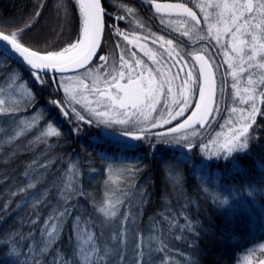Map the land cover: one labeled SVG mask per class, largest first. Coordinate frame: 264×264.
Returning <instances> with one entry per match:
<instances>
[{
    "label": "snow or ice",
    "instance_id": "snow-or-ice-1",
    "mask_svg": "<svg viewBox=\"0 0 264 264\" xmlns=\"http://www.w3.org/2000/svg\"><path fill=\"white\" fill-rule=\"evenodd\" d=\"M142 3L168 29L167 35L153 32L133 7L121 3L112 13L102 0H72L78 14V33L67 44L25 40L41 16L45 0H38L33 14L19 26L0 22V56L5 58L0 63L15 56L31 78L29 82L22 72L10 69L6 87L0 86V117L8 118L4 124L10 122L9 127L0 124V140L13 145L35 130L34 142L51 150L50 141L63 135L51 116L55 109L59 117L72 124L73 131L78 132L81 124L118 131L113 141L120 149L146 146L154 154L159 144L174 142L187 150L182 153L187 161V153L199 146L205 159L236 168L250 158L253 142L260 143L257 116H264L259 106L264 105V0ZM55 8L57 16L68 19L66 0H57ZM122 21H127L129 28H121ZM108 29L118 38L114 52L99 54ZM49 88L45 105L40 106L37 90ZM29 107L34 113L29 119H21L19 112ZM176 120L180 122L168 132L180 134L171 141L162 139L165 133L152 131ZM101 158L107 160V154ZM259 162L264 170V158ZM56 163L51 157L33 159L22 174L23 181L9 190L0 205V219L12 209L13 202L15 209L29 210L28 220L23 222L28 231L13 230L0 242L3 264H174L172 241L184 240L196 256L201 232L212 231L211 226L205 229L199 221L193 222L187 211L189 202L177 210L169 201L145 232L137 225L139 212L130 206L137 196L141 204L145 202L146 189L136 188L129 199L124 187L110 188L98 202L84 190L78 162L69 161L53 172ZM164 163L174 190L180 191L181 173L170 161ZM140 170H119L122 182L135 188L132 178ZM114 171L109 162L106 184L112 181ZM204 191L209 192L218 215L226 221L253 199H260L264 208V179L242 181L240 189L227 195L210 191L206 185ZM18 196L19 201L15 199ZM84 199L92 212L82 206ZM126 204L129 210L122 213L120 209ZM260 219L264 226V216ZM258 247L264 253V243ZM255 251L249 249L244 260L250 261ZM186 264L198 262L188 258ZM257 264H264V255Z\"/></svg>",
    "mask_w": 264,
    "mask_h": 264
},
{
    "label": "trees",
    "instance_id": "trees-1",
    "mask_svg": "<svg viewBox=\"0 0 264 264\" xmlns=\"http://www.w3.org/2000/svg\"><path fill=\"white\" fill-rule=\"evenodd\" d=\"M102 1L109 11L107 0ZM37 2L38 0H0V22L8 24L10 27L21 25L25 18L33 14L34 5ZM69 2L70 16L65 20L63 16L56 14L57 0H45L41 16L34 22L33 28L27 33L25 40L30 43L37 39L48 40L54 46L74 41L78 33V14L72 5V0ZM107 22L109 21L107 20ZM4 59L3 56H0V61ZM10 69L22 72L24 79L30 82L31 78L28 76L27 70L12 59H7L6 62L0 63V78H2L0 85L7 84ZM50 91L51 88L37 90L40 106L45 105ZM260 107L261 111H264V105H260ZM51 116L59 124L63 135L50 143L56 141L61 143L60 150H63L66 162H78L83 174L81 177L83 188L90 197L98 202L103 201L107 190L106 183L102 182L101 174L109 162L113 166L139 167L141 170L136 173V179H132L136 187H130L129 199H132L131 193H135L136 188L146 189L148 193L143 204L137 196L130 206L133 212H139L137 225L141 230L145 232L149 230L151 220L160 218V213L169 206V201L171 202L170 206L177 210L185 202H189L187 211L193 222L199 221L205 229L211 226L212 231L201 232L196 256H193V249L184 240L172 241L170 246L174 248L172 252L174 264H186L188 258L196 259L198 264H237L240 256L248 249L264 243V226H261L260 219L261 216H264V208H262L260 199H253L250 203L245 202L242 207L236 210L234 217L226 221L224 217L218 215L219 210L213 203L209 192L204 191L206 185L210 191L216 190L227 195L230 190L240 189L242 181L247 182L251 179L258 182L264 179V170L261 169L259 162L261 158H264V116H257L259 125L257 134L260 143L256 145L255 141L253 142L250 158L243 159L239 168L226 167L224 162L219 164L212 162L210 169L200 165L202 159L198 153L199 146L187 153L190 157L187 161L182 154L168 148L169 144H159L158 150L154 154L147 147L131 150L117 148L112 143L102 146L92 139L94 135L100 134L96 127L81 124V128L84 129H80L78 135L76 131L72 130L71 124L58 116L55 109H52ZM159 131L165 133L162 139L172 140L173 135H169L168 130ZM33 135L21 138L13 145L7 143L0 145V205H3L8 197L9 190L23 181L22 174L27 165L33 159L42 161V158L38 159L34 153L35 149L39 148H29V141L34 138ZM207 138L204 137L205 141ZM196 142L199 145V138H196ZM103 153L107 154V160L101 158ZM165 161H170L172 165L179 164L176 169L182 175L180 191L174 190L171 178L165 169ZM60 162L64 161H57L52 168L53 172L61 169V166L63 167V164L66 163L59 164ZM238 172H247L249 175L240 176L237 175ZM218 180L219 182H217ZM122 185H124L123 182ZM15 199L19 201L21 197L18 196ZM81 204L87 207L89 212L93 211L87 199L82 200ZM128 210V205L125 209L121 208L122 213ZM28 213L27 208L15 209L13 202L12 209L4 214L3 219H0V242L13 230L28 231L23 223L28 220ZM44 213H47V209L44 210ZM21 249H23V244H21ZM4 259V256L0 255V264H3Z\"/></svg>",
    "mask_w": 264,
    "mask_h": 264
},
{
    "label": "rangeland",
    "instance_id": "rangeland-1",
    "mask_svg": "<svg viewBox=\"0 0 264 264\" xmlns=\"http://www.w3.org/2000/svg\"><path fill=\"white\" fill-rule=\"evenodd\" d=\"M66 2L69 4V6H70V2H69V0H66ZM70 16V15H69ZM69 19V18H68ZM149 46H151L150 44H149ZM145 59H147V58H145ZM150 63V62H149ZM225 67H226V65H225ZM231 82V78H229V83ZM17 83H19V81H17ZM6 85L7 84H1L0 86H3V87H6ZM232 91V89L229 87L228 88V92L230 93ZM60 96L62 97L63 96V92L61 91V93H60ZM237 103H238V100H237ZM230 104H231V99H230V97H229V106H230ZM241 107H245V105H240ZM260 106V105H259ZM77 107H79V106H77ZM223 107V106H222ZM34 111H35V109L34 108H32V107H29L26 111L25 110H21L20 112H19V117L21 118V119H29L30 117H31V115L34 113ZM47 114V113H46ZM236 115H239V114H236ZM6 120H8V118L7 117H0V124H3L5 127H9L10 126V122H9V124H4V121H6ZM179 122V120H176V121H173L172 122V124H169V125H165L163 128H158V129H152V131L153 132H156V131H159V130H163V129H169L170 128V126H172L173 124H176V123H178ZM223 121H221V123H222ZM72 125V124H71ZM92 126H94V127H96L97 128V130H99L100 131V134L99 135H96L97 136V138L100 140V141H102V142H104V143H108V144H111V143H113L114 145H116L115 144V142L113 141V137H118V135H119V133H118V131H116V130H114V129H107V128H104L103 126H99V127H97L96 125H92ZM73 127V126H72ZM93 127V128H94ZM173 127V126H172ZM80 129L81 130H83L82 128H81V126H80ZM213 129H215V130H219L218 129V127H217V125H213ZM201 131H204V130H201ZM211 131V130H210ZM34 132H35V130H33V133H30V134H28V135H26V136H24V137H27V136H29V135H32V134H34ZM189 132H190V130H189ZM78 135H79V133L78 132H76ZM214 134V133H213ZM177 135H179V133L177 134ZM96 136H93V137H96ZM205 136L206 137H208L207 136V134H205ZM24 137H21V138H24ZM32 137H34V135L32 136ZM20 138V139H21ZM154 138V137H153ZM92 139H94V138H92ZM122 139H124V138H122ZM54 140V139H53ZM52 141V140H51ZM3 143H5V142H3L2 140H0V145H2ZM128 143H133V144H139L140 142H136V141H128ZM29 144H30V149H35V148H39V149H35V154L38 156L37 158L38 159H41L42 158V161L43 160H45V159H47V158H49V157H51L52 159H55V160H57V161H64V162H66V158H65V154H64V152H63V150L61 149L60 150V148H61V143H59V141H56L55 143H53V142H51V144H52V148H51V150L48 148V146L47 145H45V144H43V143H39V142H34V138L31 140V141H29ZM7 145V144H6ZM178 145V144H177ZM146 147V146H145ZM128 149H131V148H128ZM133 149H138V148H133ZM161 149H164V148H161ZM200 155V157H201V159H202V163L200 164V165H202L203 167H206V168H208V169H210V165H212V162L213 163H216L215 161H209V160H207V159H205V157L201 154V152L199 151L198 152ZM200 159V158H199ZM64 162H60L59 164H62V163H64ZM194 162H197V161H194ZM65 164H66V166H67V164H68V162H66V163H64L63 164V167H66L65 166ZM179 165V164H178ZM178 165H173V167L174 168H176V167H178ZM108 166V165H107ZM107 166L105 167V168H103V170H102V174H101V176H102V182L103 183H106V181L108 180V176H107V173H106V169H107ZM62 166H61V168H63ZM113 168L115 169V170H117V171H114V173H113V177H112V181L111 182H109V183H107L106 185H105V187H106V190L108 191L110 188L112 189V190H115V189H117V188H119V187H123L124 185V188L125 189H127L128 191H130V186L129 185H127V184H124V185H122V180H121V172L119 171V170H121V169H124V168H126L125 166H116V165H114L113 166ZM128 168V167H127ZM129 168H131V167H129ZM89 176H91L92 174H88ZM125 175H127V174H125ZM136 175V174H135ZM132 179H136L135 178V176H134V178H132ZM133 183V182H132ZM120 185V186H119ZM119 186V187H118ZM117 194L119 195V192H117ZM136 201H137V199H136ZM126 206H127V204H126ZM126 206L123 208L122 207V209H125L126 208ZM120 211H121V209H120ZM252 248H255L256 249V251H255V255H253V256H251V259H250V261H245L244 260V256L245 255H248L249 253H248V250L245 252V253H243L241 256H240V258H239V261L237 262V264H257V261H258V259L261 257V255H264V253H261L260 252V250H259V247H252ZM252 248H250V249H252Z\"/></svg>",
    "mask_w": 264,
    "mask_h": 264
},
{
    "label": "flooded vegetation",
    "instance_id": "flooded-vegetation-1",
    "mask_svg": "<svg viewBox=\"0 0 264 264\" xmlns=\"http://www.w3.org/2000/svg\"><path fill=\"white\" fill-rule=\"evenodd\" d=\"M157 2L169 3V2H175V0H157ZM107 3L109 5L108 6L109 12H112V13H115L117 11L118 5L121 3L127 4L131 7H133L134 9H136L137 17L141 21H143L145 24H147L153 32H157V33L163 34V35L168 34V29H166L164 25L160 24L159 19L154 17L153 11H149L148 6L143 5L142 0H107ZM189 6L193 7L194 5L190 3ZM194 10L198 11V9H195V8H194ZM106 20L109 21L108 23H111L110 18L106 17ZM134 26L135 25L133 24V27ZM120 27L127 29V28H129V23L127 21H122V22H120ZM110 32H111L110 29L106 30L105 39H104V43H103L100 54H110V53L114 52L115 42L118 38L110 35ZM173 35H176V33H173ZM183 39L187 40L188 38L184 37ZM201 43H204V42H201ZM149 44H150V42H149ZM222 71H223V69H222ZM166 130H168V129H166ZM124 139H126V138H124Z\"/></svg>",
    "mask_w": 264,
    "mask_h": 264
},
{
    "label": "water",
    "instance_id": "water-1",
    "mask_svg": "<svg viewBox=\"0 0 264 264\" xmlns=\"http://www.w3.org/2000/svg\"><path fill=\"white\" fill-rule=\"evenodd\" d=\"M102 3H103V1H102ZM103 43H104V41H103ZM102 46H103V44H102ZM100 52H101V51H100ZM99 54H100V53H99ZM10 59H12L13 61H15V62L18 63L19 65H21L15 56H12ZM94 62H95V61H94ZM21 66L24 68L23 65H21ZM77 71L82 72L83 69H79V70H77ZM67 74H68V75H74L75 73H74V72H69V73H67ZM171 148L174 149V150H176V151L182 152V153L187 151L186 149H183L182 147H179V146H171Z\"/></svg>",
    "mask_w": 264,
    "mask_h": 264
}]
</instances>
